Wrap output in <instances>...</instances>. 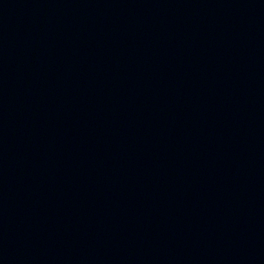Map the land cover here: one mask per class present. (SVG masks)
<instances>
[{
  "label": "water",
  "instance_id": "95a60500",
  "mask_svg": "<svg viewBox=\"0 0 264 264\" xmlns=\"http://www.w3.org/2000/svg\"><path fill=\"white\" fill-rule=\"evenodd\" d=\"M0 264H264V0H0Z\"/></svg>",
  "mask_w": 264,
  "mask_h": 264
}]
</instances>
